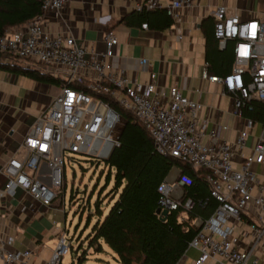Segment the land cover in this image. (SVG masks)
Here are the masks:
<instances>
[{"label": "built area", "instance_id": "1", "mask_svg": "<svg viewBox=\"0 0 264 264\" xmlns=\"http://www.w3.org/2000/svg\"><path fill=\"white\" fill-rule=\"evenodd\" d=\"M67 0H42V12L15 30L0 33V50L14 57L32 60L34 67L59 79L58 88L34 119L21 142L22 151L14 149L0 166L5 180L0 185V200L16 195L19 188L27 190L42 203L64 211L54 203L65 179V151L82 152L106 158L119 143V134L126 122L116 103L132 111L143 121L158 151L190 161L196 167H207L212 194L220 200L210 216L196 217L199 232L189 244L198 247L195 264L217 257L219 264H264V181L256 166L264 163V135L244 152L248 128L255 119L245 117V124L234 141L225 139L218 124L208 131L200 126L199 113L203 102L184 94L178 84L169 93H161L156 71L146 82L128 75L123 66H116L119 38L113 28L103 30L101 48L88 46L76 39L61 16ZM192 0H161L141 2L139 9L164 8L177 29L182 23L183 8ZM59 17L53 27L49 14ZM215 35L219 46L234 41L235 58L226 73L209 74L208 62L202 66V77L223 84V92L233 99V110L242 108L252 98L264 102V15L241 17L229 12L226 4L214 11ZM148 27V21L143 22ZM184 28L178 36L183 37ZM147 62V58L143 59ZM82 84L84 87L78 86ZM240 157L241 166L233 164ZM45 162V165H42ZM181 167L173 165L159 184L160 206L169 211L188 208L194 198H185L189 177L181 175ZM185 217L184 215L182 216ZM9 237L8 242L11 241ZM0 236V264H61L71 240L63 233L51 256L34 263L37 254L30 247H7Z\"/></svg>", "mask_w": 264, "mask_h": 264}, {"label": "crops", "instance_id": "2", "mask_svg": "<svg viewBox=\"0 0 264 264\" xmlns=\"http://www.w3.org/2000/svg\"><path fill=\"white\" fill-rule=\"evenodd\" d=\"M145 1L67 0L60 17L68 23L76 39L97 48L103 45V30L113 28L119 38L116 55L111 58L114 65L123 66L130 77L140 82L149 80L151 71H156L159 90L165 96L172 84L180 85L184 94L203 102L199 113L201 128L208 131L218 124H227L228 127L220 128L221 135L234 141L245 124L246 115L233 110V99L222 91L221 82L202 77V66L208 62L206 32L213 27L214 11L218 5L226 4L230 13L236 12L247 18L264 15V0H192L190 5L183 8L179 30L174 22L166 24L172 19L165 9L159 15L150 14L144 18L137 15V4ZM167 1L161 0L164 5ZM48 18L53 27L59 26V17L51 13ZM145 21H148V27L142 25ZM180 28H184L182 38L178 36ZM144 58H147L146 63L143 62ZM207 68L209 74L224 73L209 62ZM5 76L3 83L16 82L19 78V74L5 73ZM33 80L32 86L25 88L22 95L10 93L9 89L7 91L0 86V166L14 149L21 153L23 135L44 104L59 91L57 82ZM31 102L36 105L35 112L27 108ZM248 131L244 147L246 154L252 152L253 145L264 135V121L256 119ZM233 164L241 166L240 157L237 156ZM256 168L259 178L264 181V163L258 164ZM4 180L5 174L0 171V185ZM54 209L21 188L15 196L1 199L0 236L7 239V247H30L37 252L32 257L34 263L46 260L44 257L38 259L40 252L37 244L44 239L42 217ZM10 236L12 239L8 242ZM18 238L20 240L16 242ZM200 253L198 247L189 244L187 251L175 264H195ZM259 254L264 255V252ZM204 264L219 263L217 257H210Z\"/></svg>", "mask_w": 264, "mask_h": 264}, {"label": "trees", "instance_id": "3", "mask_svg": "<svg viewBox=\"0 0 264 264\" xmlns=\"http://www.w3.org/2000/svg\"><path fill=\"white\" fill-rule=\"evenodd\" d=\"M41 3L42 0H0V33L18 29L34 19L42 12ZM163 10L136 8V14L144 18L150 14L159 15ZM168 16L171 17L169 13ZM171 22L173 20H168L166 24ZM206 35L207 61L217 67L219 72L230 71L235 58L233 39L225 47L219 46V38L215 35V19ZM18 59L20 57L0 50V68L26 73L36 80L59 83L57 77ZM78 86L84 87L82 84ZM112 105L122 110L126 119L119 134V143L105 158L106 163L115 168L110 194L113 200H108L106 211L101 207L99 196L94 200V209L89 210L86 224L90 223L92 214L97 219L87 233L88 243L99 250L103 249V243L108 245L120 264H175L189 248L190 240L199 232L194 219L207 218L220 203L212 194L207 179L209 170L205 166L196 167L188 160L158 151L154 137L143 121L129 109L116 103ZM242 114L264 121V102L252 98L242 108ZM173 165L180 166L181 175L189 177L184 186L185 198L190 196L195 203L187 209H172L163 219L157 211L160 205L159 184L170 173ZM110 175L109 169L107 180Z\"/></svg>", "mask_w": 264, "mask_h": 264}, {"label": "rangeland", "instance_id": "4", "mask_svg": "<svg viewBox=\"0 0 264 264\" xmlns=\"http://www.w3.org/2000/svg\"><path fill=\"white\" fill-rule=\"evenodd\" d=\"M20 61L35 65L32 60L23 57H20ZM5 73L19 74V78L16 82L12 80V83H3L6 77ZM33 79L26 73L0 68V86L5 90L9 89L10 93L22 95L25 88L32 86ZM27 108L33 112L37 110L34 102H31ZM16 125L18 126V122ZM65 153L64 184L54 200L55 204L60 207L64 206V211L57 207L42 217L41 227L44 239L39 245L37 244L40 252L38 259L42 257L48 259L51 256L52 249L58 242L59 234L63 233L66 236V241L71 240V246L68 248V252L63 255L61 264H120L108 245L103 243V249L99 250L88 243L87 233L91 224L97 219L96 215L92 214L90 223L86 224V217L89 210L94 209V200L97 196L102 201L101 207L105 211L108 209L107 202L111 197L115 168L106 163L105 157L101 158L89 153L74 151H65ZM109 169L111 175L107 180L106 174ZM112 200L110 199L111 202ZM19 240L20 238L16 242Z\"/></svg>", "mask_w": 264, "mask_h": 264}, {"label": "water", "instance_id": "5", "mask_svg": "<svg viewBox=\"0 0 264 264\" xmlns=\"http://www.w3.org/2000/svg\"><path fill=\"white\" fill-rule=\"evenodd\" d=\"M157 211L160 213V216L163 218V219H166L167 218V214L169 213V210L167 208H162L160 205L158 206L157 208Z\"/></svg>", "mask_w": 264, "mask_h": 264}]
</instances>
